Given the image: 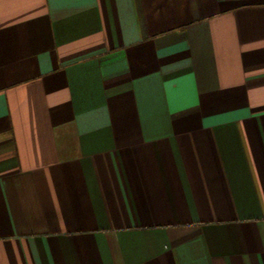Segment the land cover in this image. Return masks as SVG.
Listing matches in <instances>:
<instances>
[{"label": "crops", "instance_id": "1", "mask_svg": "<svg viewBox=\"0 0 264 264\" xmlns=\"http://www.w3.org/2000/svg\"><path fill=\"white\" fill-rule=\"evenodd\" d=\"M0 264H264V0H0Z\"/></svg>", "mask_w": 264, "mask_h": 264}]
</instances>
